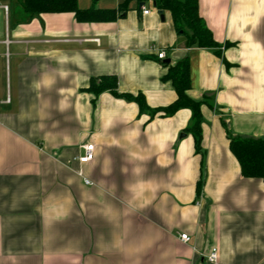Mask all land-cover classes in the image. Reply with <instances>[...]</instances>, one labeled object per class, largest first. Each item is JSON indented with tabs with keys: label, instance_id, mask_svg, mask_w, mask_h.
Instances as JSON below:
<instances>
[{
	"label": "crops",
	"instance_id": "0c3cea01",
	"mask_svg": "<svg viewBox=\"0 0 264 264\" xmlns=\"http://www.w3.org/2000/svg\"><path fill=\"white\" fill-rule=\"evenodd\" d=\"M197 2L217 48L187 47L154 0H77L104 22L0 0V264H209L213 247L216 264H264V182L231 152L264 141V0ZM184 59L199 152L189 109L152 113ZM102 78L116 96L89 91Z\"/></svg>",
	"mask_w": 264,
	"mask_h": 264
},
{
	"label": "trees",
	"instance_id": "16d2710c",
	"mask_svg": "<svg viewBox=\"0 0 264 264\" xmlns=\"http://www.w3.org/2000/svg\"><path fill=\"white\" fill-rule=\"evenodd\" d=\"M137 1L143 2L144 0ZM154 2L158 10L169 12L175 30L182 33L187 47L200 49L218 47L198 14L197 0H154ZM18 4L23 15L29 18L44 13H72L78 22H104L115 19L114 11H101L94 8L86 11L80 10L77 6V0H19ZM163 80L172 83L176 93V100L172 105L152 113L161 112L166 116H170L180 109H189L191 111L192 124L188 130L192 133L196 151L199 152L201 102L192 101L186 94L190 88L187 59L169 67ZM89 91L95 96L103 91H109L116 96V79L102 78L93 80ZM127 99L135 102L140 111H149L143 97L138 95ZM231 152L240 166L242 177L260 179L264 182L263 140L232 138Z\"/></svg>",
	"mask_w": 264,
	"mask_h": 264
},
{
	"label": "built area",
	"instance_id": "2783aa9c",
	"mask_svg": "<svg viewBox=\"0 0 264 264\" xmlns=\"http://www.w3.org/2000/svg\"><path fill=\"white\" fill-rule=\"evenodd\" d=\"M141 9H142V14L143 15H147L149 13V11L145 10L143 7ZM157 58L159 60L163 59L164 58V52H159L157 54ZM81 150L83 152L82 155H80L79 157L73 159V161L77 162L79 165H84V164H87V163L91 162L92 159H93V152H94L93 145L82 146ZM77 174L79 176H81V172L80 171H78ZM86 183H88V182H86ZM179 240L182 243H188L189 242V237L186 234H180L179 235ZM217 260H218V250H217L216 247H213V248H211L209 254L207 255L206 261L209 264H216Z\"/></svg>",
	"mask_w": 264,
	"mask_h": 264
},
{
	"label": "snow or ice",
	"instance_id": "6c2138e0",
	"mask_svg": "<svg viewBox=\"0 0 264 264\" xmlns=\"http://www.w3.org/2000/svg\"><path fill=\"white\" fill-rule=\"evenodd\" d=\"M31 179H35L34 177L33 178H31ZM54 184H55V182H54ZM59 185H57V187H58ZM56 190V187H53L52 189H50V191H55Z\"/></svg>",
	"mask_w": 264,
	"mask_h": 264
},
{
	"label": "water",
	"instance_id": "95a60500",
	"mask_svg": "<svg viewBox=\"0 0 264 264\" xmlns=\"http://www.w3.org/2000/svg\"><path fill=\"white\" fill-rule=\"evenodd\" d=\"M158 13L161 15V17H163V15H162V11H159Z\"/></svg>",
	"mask_w": 264,
	"mask_h": 264
}]
</instances>
